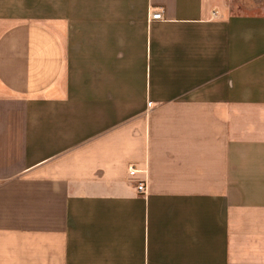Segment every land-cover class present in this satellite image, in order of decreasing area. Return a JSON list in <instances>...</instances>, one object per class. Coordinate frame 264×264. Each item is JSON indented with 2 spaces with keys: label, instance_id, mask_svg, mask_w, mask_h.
<instances>
[{
  "label": "crops",
  "instance_id": "1",
  "mask_svg": "<svg viewBox=\"0 0 264 264\" xmlns=\"http://www.w3.org/2000/svg\"><path fill=\"white\" fill-rule=\"evenodd\" d=\"M233 3L0 0V264H264V0Z\"/></svg>",
  "mask_w": 264,
  "mask_h": 264
},
{
  "label": "built area",
  "instance_id": "2",
  "mask_svg": "<svg viewBox=\"0 0 264 264\" xmlns=\"http://www.w3.org/2000/svg\"><path fill=\"white\" fill-rule=\"evenodd\" d=\"M147 20L148 22H163L164 19L162 17V12L160 10H155L152 12L148 13L147 16ZM151 103H148V107H150ZM138 172H140L139 170H136L133 166L128 168V175L130 177H134ZM136 189L139 191H142L145 189V184L144 182H137L136 183Z\"/></svg>",
  "mask_w": 264,
  "mask_h": 264
},
{
  "label": "rangeland",
  "instance_id": "3",
  "mask_svg": "<svg viewBox=\"0 0 264 264\" xmlns=\"http://www.w3.org/2000/svg\"><path fill=\"white\" fill-rule=\"evenodd\" d=\"M238 1L239 0H233V2H235V3H233L234 4V8L236 9V10H244V11H248L249 12V10H251V6H246V5H242L241 3H238Z\"/></svg>",
  "mask_w": 264,
  "mask_h": 264
}]
</instances>
